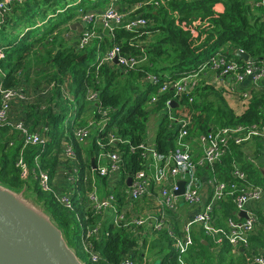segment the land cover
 Returning a JSON list of instances; mask_svg holds the SVG:
<instances>
[{
    "label": "trees",
    "instance_id": "16d2710c",
    "mask_svg": "<svg viewBox=\"0 0 264 264\" xmlns=\"http://www.w3.org/2000/svg\"><path fill=\"white\" fill-rule=\"evenodd\" d=\"M31 1H33V7L30 5ZM93 1L96 0H24L23 3H16L8 12V16L6 15L8 19L5 16L7 20L1 24L0 35L3 37L1 36L0 45L3 46L4 57L0 58V66L6 70V75L3 77L4 86L11 87L17 84V70L26 56L29 55L30 58L36 53L41 54L43 58L56 63L59 72L65 73V63L73 55L75 49L78 53L73 59L72 73L75 75L77 93L80 90L84 95L87 93L88 86L91 85L100 92L101 101L108 108L107 126L105 130H100V133L98 131L99 136H104L107 130H113L121 139L127 140L117 143V147L123 154L124 175L133 174L144 168L145 159L139 146L148 134L147 121H149L151 111L146 108V103L150 102L153 95L157 94V101L152 103L154 110L163 111L155 136L157 150L163 156L167 155L176 145V132L169 130L168 127L171 114L178 119L187 118L189 120L192 136L228 125H251L264 119V93L253 94L245 100V108L240 114L230 108L220 91L214 94L221 95L223 103L209 101L203 104L201 101L203 93L217 91L213 84L199 85L191 93H182L180 96L175 94L173 88L159 94V89L165 81L178 80L196 72L204 59L206 60L218 49H223L229 57L239 62H243V59H239L233 53L234 49H243L250 55V58L261 61L264 58V21L263 15L254 11L256 8L263 9L262 6H256L255 2L258 0L129 1L145 5L148 3L152 7H148L151 9L143 14V17L149 20L147 27L128 30L123 25H119L115 28V42L120 45L121 54L139 60L137 66L126 72L117 64L104 63L100 67L97 65V54L114 44L110 36L101 34L90 45L91 47L89 46L90 51L88 49L81 51L74 46L63 45L65 37L62 34L63 30L59 27L65 28L75 16L78 17L81 9L87 10L90 6L93 7ZM219 4L222 8H218ZM18 25H27V30L14 35V30ZM57 31L58 34L54 36ZM151 34H155L156 38H151ZM36 43L40 46L34 50ZM47 43L53 47H48ZM49 50L55 51L52 56L49 55ZM85 52L87 56L80 60ZM89 56L94 58L92 64L87 63ZM87 65L92 70L89 76L85 70ZM114 73L119 74L118 78L114 79ZM148 75L158 76L159 81L154 82L147 79ZM98 78L102 79L101 85L98 83ZM113 80L131 84L132 90L124 87L121 91L116 88V85L112 87ZM76 90L75 98L78 102L80 97L76 94ZM190 96L193 97L192 101ZM168 99H171L173 104L166 111ZM32 107L35 110L34 106ZM34 110L31 112L36 119L42 117L49 123L51 132L47 134H51L52 141L47 144L50 147L56 146L59 143L57 138L63 128L66 111L61 110L60 113L55 114L49 108L39 116ZM37 125L38 122L35 120L31 127L37 129ZM0 131H3L1 134L4 135L0 139L1 183L17 190L27 185L28 193L35 195L37 201L44 204L45 210L63 230L69 245L76 247L80 240L81 224L75 212L66 209L52 194L43 191L33 175L28 179H22L20 170L16 166L21 153L30 167L35 165V158L40 156L42 168L48 170L52 177L58 162L57 155H49L46 150L48 148L43 150L42 146L23 145L24 141L21 145L19 143L11 145L10 141H18L16 135H20V132L10 127H4ZM96 138L94 142L98 146ZM73 143L75 149L76 146L78 149L79 143L76 141ZM132 146L136 148L134 151L131 150ZM235 147L239 146H232V150ZM233 156V153L228 155L224 160V165L219 166L228 178H230ZM241 167L252 173L250 165L241 164ZM233 207L231 201L223 203L226 217L235 216ZM203 234L205 235L204 231ZM162 235L173 245L162 264L179 263V253L174 248V241L166 231ZM205 241H208L206 235L203 239H196L194 248L191 249L193 251L191 253H196V257L186 256L187 264H201L197 260L202 256L206 262L203 264H211L212 259L210 255H207L210 251V244ZM93 243L99 250L100 258L98 261L91 262L85 256L87 264H117L124 255L138 245L137 239L125 227L111 228L104 243L97 240ZM229 248L230 245L226 242L222 250L228 251ZM240 256L246 260L247 264L253 263L249 251L244 250ZM221 261L219 260V263Z\"/></svg>",
    "mask_w": 264,
    "mask_h": 264
},
{
    "label": "built area",
    "instance_id": "2783aa9c",
    "mask_svg": "<svg viewBox=\"0 0 264 264\" xmlns=\"http://www.w3.org/2000/svg\"><path fill=\"white\" fill-rule=\"evenodd\" d=\"M23 2L24 0H0V29L11 8L16 3ZM135 4L136 7L141 6L140 2ZM255 4L256 6H262L264 11V0H258ZM133 13L134 10L122 11L116 3L109 4L102 12L81 9L78 13V19L84 27L77 40V49L85 51L95 39L100 37L101 30L103 32L105 29H109L108 36L111 37L114 44L107 48L103 54L101 52L97 54L98 67L104 63H109L117 64L124 72L134 68L138 65L139 60L135 57L122 55L120 45L115 42V28L119 25H123L128 30L144 28L149 25L147 18ZM131 14L132 16H130ZM100 27H102L101 30ZM67 32L64 33L65 39L72 38V32L70 30H67ZM3 57L4 52L0 48V58ZM116 57L118 63L114 62ZM208 72H216L222 77L233 76L234 82L229 88L231 92L237 91L238 84L247 76H252L253 84L258 88L264 82V58L261 61L249 58L239 62L235 58L229 57L223 49H219L202 62L196 72L178 80L165 81L159 89V94L164 93L169 88H173L175 94L179 96L182 93L189 94L195 87L202 85L201 77L203 73ZM5 75L6 73L0 66V130L4 127L15 129L20 132L24 145H38L45 150L47 143L50 141L46 130L33 129L28 125L26 119H12L15 104H26L30 99L26 93L24 83L18 82L11 87H5L3 82ZM146 78L154 82L159 81V77L155 75H148ZM53 86L54 84H52ZM238 91L241 92L240 96L242 98L250 97L249 91ZM44 92L42 93L49 95V92ZM86 100L95 105V115L86 123L73 127V142L84 143L92 136L93 128H97L100 133V130H105L107 126L108 108L102 103L100 92L89 87ZM190 100H193L192 96H190ZM156 101L157 94L151 97L150 102L154 103ZM172 104L171 99L166 101V111L171 108ZM48 106L47 103L41 104L40 111H45ZM21 109V111H24V107ZM168 127L169 130L176 132V145L167 155L163 156L158 152L154 141L144 140L140 144L139 147L142 149V155L145 159L144 168L133 174L125 175L126 182L128 183L129 177H132V182L129 185L128 197H125L124 202L121 204L122 207L120 209L116 208L115 227H125L128 230L133 227L137 231L141 230V233L148 237L166 231L174 241V248L179 253L180 263L186 264L183 255L194 245L191 227L192 225H199L202 232L204 231L205 235L215 244L222 245L228 242L234 252L249 251L254 264H264V252L258 251L252 245V237L255 234L257 225L261 223V219L248 206L250 202L261 201L264 198V187L261 184L252 183L247 171L235 159L232 161L230 178L223 179L218 173L219 166H223L225 158L232 153V146H241L256 138L264 142V119L251 125H228L198 136H192L189 120L187 118L178 119L171 114L169 115ZM99 133L95 134L100 152L95 160L97 164L94 175L112 177L120 173L123 174L124 159L117 143L126 142L127 140L121 139L113 130H107L104 136H99ZM73 142L65 137L62 144L65 157L74 163L73 178L75 179L78 178L79 169ZM135 149V147H131V150L134 151ZM150 159L153 163L150 162ZM152 165L156 169L153 176L148 172L149 167ZM16 166L20 170L22 179H28L33 175L43 191L52 194L66 209L76 213V205L72 195L68 192L56 190L52 184L50 172L41 166L40 156L35 158V165L30 167L21 153ZM203 168L211 170V175L208 177V186L212 193L208 197L202 191L198 182L199 171ZM184 172L188 174L185 179L186 187L184 193L179 196L176 194L179 185L175 179ZM170 183L172 184L169 185ZM155 186L157 187L156 190ZM90 198L91 216L101 214L104 209L116 205L117 201L119 202V196L114 192H110L104 200H100L96 194L91 195ZM148 198H154L159 203L160 211L158 213L152 211L141 213L136 209V204ZM180 199L188 206L197 209L193 217L187 221L184 236L179 235L175 225L170 222L171 214L176 212ZM228 201H231L234 205L235 216L228 217L226 226H223L220 223L218 210L222 209L223 203ZM243 211L246 212V216L240 215V212ZM76 217L79 220L77 213ZM262 219L264 221V212ZM99 232V225H96L91 231L84 234L81 240L84 255L91 262L98 261L100 258L99 250L95 248L93 243L94 240H98L97 235ZM140 239L142 240V237ZM117 264H138V262L130 254H126Z\"/></svg>",
    "mask_w": 264,
    "mask_h": 264
},
{
    "label": "crops",
    "instance_id": "0c3cea01",
    "mask_svg": "<svg viewBox=\"0 0 264 264\" xmlns=\"http://www.w3.org/2000/svg\"><path fill=\"white\" fill-rule=\"evenodd\" d=\"M102 1L104 0L93 1L94 7L90 6V8L87 10H94L97 12H102L105 9V8L101 9L102 6H99L100 2ZM107 1L110 4L112 3H116L118 5L120 4L119 6L124 12H129V11L134 10L133 14H138V15H143L145 12H147L145 11V12L139 13L141 9H144L146 6L149 5V4L147 5L141 4L140 7L139 6L136 7V4H135L136 2L133 3V2L126 1V0H107ZM218 8H222V5L219 4ZM254 11L257 12L259 15H263V12H264L263 9L261 10L257 8ZM130 16H132V14ZM76 22H80L77 16H75V18L71 20V22H69V24L65 26V28L61 27V30H63L64 33H68L67 30L68 31L70 30L72 32L71 34H73V37L70 39H66V40L71 41L77 48V40L84 26L82 27L76 26L75 28H72L71 25ZM80 23L81 25H83L82 22ZM68 27L69 29H67ZM101 29L102 27H100V30ZM101 34L107 35L105 31L102 32V30H101ZM0 47H3V46L0 45ZM105 50L102 49V53H104ZM237 50L238 49H234L233 53L235 54ZM88 62L92 64L94 61H88ZM5 71L6 70H4V72ZM167 76H169V74H167ZM202 78H203V84L205 85L213 84L217 88V91H207L203 93V97L201 98V101H203V104H206L209 101H212V102L219 101L223 103L224 102L223 98H224L227 101L230 108L237 114H240L244 110L245 100H247V99H244V100L241 99V96H240L241 92L238 90L249 91L250 97L253 94L260 95L264 93V82L261 83V87L256 88L253 84L252 76H247L242 82H240L238 84V90L235 92H231L229 89L230 86L234 82L233 76H223L222 77V76H219V74L216 72H208L206 74L203 73ZM52 84L45 85L44 83H42L38 87L36 86L34 87L30 85V87L28 86V89H29L28 90L26 84L24 83V86L26 87V93L29 96L30 100H28L26 104H20V103L15 104L14 106L15 112L12 114V119H19V118L27 119L28 125L31 126L36 118V116L33 115L31 112L34 110L32 106L37 105V109H38L37 113L39 115H42V113L40 112L44 113V111H40L41 104L40 105L38 104L39 101L35 99L33 95V93L38 92L39 89L41 90L39 92L40 98H43V100L46 97H44L41 92L43 91H45L44 93L49 92V95L47 94L48 95L47 98L48 97L50 98H48L47 100H44L43 103H47V106L48 105L50 106L49 108L52 109L53 113L55 114L60 113L62 110L61 107L56 105L55 103L56 101H50V99L54 96L53 90L56 89V87L54 86L52 87ZM218 91H220L223 98L219 94H217L219 97H217V95L214 94V92L219 93ZM71 96L73 98L72 103L69 106L71 108L70 114H72L71 119H68L64 123L62 130L59 132V137L56 134V138L57 137L59 138V139L57 138V141L59 140V143L54 147H50L49 144L46 145V148H48L46 150H48L49 155L56 154L58 158L57 165L51 177L52 184L54 185L56 190L70 193L72 195V198L75 201L76 213L79 217L80 224H81L79 242L81 243V240L84 237V234L91 231L96 225H99L100 232L97 235L98 237L97 241L100 243H104V241L107 238V233L110 231V229L118 228V227H115L116 226L115 220L117 219L116 208L120 209L122 207L121 204L125 200V197L126 198L128 197L129 184L126 182V176L121 173L114 175L112 177H106V176L100 177V176L94 175V169L97 164V161L95 160L97 159V155L100 152L99 147L95 145V142H94L95 137H91L87 139L84 143H79L78 149L76 146L75 150L77 153L79 171L77 173L78 178L77 177L75 179L73 178L74 163L73 161L65 157L62 141L65 137H68V139H71L72 142L74 141L72 128L77 125L84 124L90 119H92L95 115V109H94L95 105L90 102H86V104H83L84 106H82L78 104V102H76V98L74 95H71ZM52 100H54V98ZM22 107H24V111H21ZM31 116L32 118H30ZM36 121L38 122L37 130H42V131L46 130L47 132H51V129L49 128V123L45 121L44 118L37 117ZM155 127H157L156 124H155ZM154 129L155 130L152 131V133H150L149 131L148 135L150 136L149 138L151 139V141L155 142L157 128H154ZM48 135H49L50 141H52L51 134H48ZM93 135L96 136L94 132H93ZM18 136L16 135L17 140H18L17 142L10 141L11 145L13 143H14L13 145H16L18 143L19 145H21V143H23L21 134ZM232 153L234 154L233 156L234 159L237 160V162L240 165L241 164L250 165L252 173H249L248 169L246 170L248 171L247 173L250 176V179H251L250 181L255 184H261L264 187V142L263 140L260 141V139L258 138L253 139L249 142L244 143L243 145L239 147H235L232 150ZM150 162L153 163L151 159H150ZM155 170H156L155 167L152 165L149 167L148 172L150 175L153 176V174L155 173ZM218 173L220 177H222L223 179L228 178V175H226L225 172L221 168H218ZM209 175H211V170L209 168H203L199 171L198 182H199V185L201 186L202 191L205 193L207 197L210 196V194L212 193L210 187L208 186ZM187 177H188V174L184 172L178 175L175 180L178 182L180 180H185ZM171 184L172 183H170L169 185ZM154 188L155 190L157 189L156 186ZM110 192H114L116 195L119 196V202L117 201L116 205H113L112 207H108L104 209L101 214H98L96 216H91L90 196L93 194H96L100 200H104ZM248 206L249 208L254 210L261 219V223L257 225L255 234L252 237V245L258 251L264 252V221L262 219L263 212H264V198L261 201H252L249 203ZM136 209L140 211L141 213L150 212V211L158 213L160 211V205L156 201V199L148 198V199H143L138 204H136ZM196 210L197 209L195 207L188 206L186 203H184L182 199L179 200L176 212L171 214V217H170V222L173 225H175L176 231L179 235L184 236V228L187 224V221L193 217ZM218 213L220 216L221 225L226 226V219L228 217L225 216V210L223 209V207L222 209L218 210ZM233 213L235 214V209L233 210ZM130 231L133 237L137 239L138 245L135 248L131 249L128 254L134 257L136 261L138 262V264H162V261L167 257L168 253H170V250L173 247L172 243L166 237L162 235L164 231L150 235L149 237L147 235L146 236L143 235L141 233V230L137 231L136 229H133V227L130 228ZM191 232H192L191 234H192L194 242L196 241L197 238L203 239L205 237L199 225H192ZM140 237H142V240L140 239ZM207 240L208 241H205V243L210 244V251H209V254L207 253L206 254L210 255V259H212L211 264H223L225 258L230 257L231 254L240 255V253L243 252L241 251L240 253H236L233 251V248L231 246L228 251H225V250H222L224 249V244L222 245L215 244L212 240H209L208 237H207ZM192 248L194 247L192 246L183 255L185 262H186L185 257L189 256V254L193 252L191 250ZM199 250H203V249H199ZM219 260H222L221 263H219ZM177 264L179 263L177 262Z\"/></svg>",
    "mask_w": 264,
    "mask_h": 264
},
{
    "label": "water",
    "instance_id": "95a60500",
    "mask_svg": "<svg viewBox=\"0 0 264 264\" xmlns=\"http://www.w3.org/2000/svg\"><path fill=\"white\" fill-rule=\"evenodd\" d=\"M71 26L83 25L76 22ZM105 33L108 35L109 29ZM235 54L239 59L250 58L243 49ZM85 57L86 54L82 55L80 60ZM114 62L118 63L117 57ZM127 181L131 185L132 177ZM178 185L176 194L180 196L186 180L178 181ZM43 205L28 193L27 185L17 190L0 181V264H87L77 249L69 245L63 230ZM240 215L246 216V212Z\"/></svg>",
    "mask_w": 264,
    "mask_h": 264
},
{
    "label": "rangeland",
    "instance_id": "374dc122",
    "mask_svg": "<svg viewBox=\"0 0 264 264\" xmlns=\"http://www.w3.org/2000/svg\"><path fill=\"white\" fill-rule=\"evenodd\" d=\"M109 4L110 3H108L107 0H104V1L100 2L99 6H102L101 9H103V8L106 9ZM30 5H31V7H33V1H31ZM150 6L151 5H148L144 9H141V11L139 13L145 12V11H149L151 8L149 9L148 7H150ZM93 7H94V5H93ZM7 16H6V18H7ZM59 28L61 29V27H59ZM26 30H27V25H18L15 28V30H14V35L20 33V31H26ZM8 33H10V31H8ZM56 34H58V31L54 33V36H56ZM62 34H64L63 31H62ZM1 36L2 35H0V41L2 42V37L3 36L2 37ZM150 37L151 38L152 37L156 38L155 34H151ZM47 42L50 43V41H48V40H47ZM49 43H47L49 45L48 47L52 48L53 46L50 45ZM63 45L66 46V47H73V46L75 47V45L71 41H68L66 39H65V42H63ZM38 46H40V44L36 43L34 45V47H33L34 50ZM0 48L3 49V47H0ZM89 51H90V49H89ZM50 52L51 51L49 50L48 53H49L50 56H52L55 51H53L51 53ZM48 53H46V55ZM77 53L78 52L74 49L73 55L65 63V65H66V72L65 73L59 72V69L55 65L56 63L54 64L52 61H49L48 59L43 58V56L41 54H37V53H36V55L33 54L34 56L30 57V58H29V55L26 56L23 59L21 65H19V68L17 70V75H16L17 76V83L18 82L25 83L26 86H27V89H28V86L30 87V85H32L34 87L35 86L38 87L42 83H44L45 85H51L52 83L54 84L56 89L53 90L54 96L50 99V101H56L55 102L56 105L60 106L63 111H66V113H65L66 118H65V120H64L62 125H64V123L68 119H71V115H72V114H70L71 108L69 107L70 104L72 103V99H73L71 95L75 96V90L77 89V83L75 82V75H74V73H72L73 72L72 67H73V59L76 57ZM84 54H86V53H83L82 55H84ZM63 57L65 58L64 55H63ZM87 58H88L87 59L88 61H94V59L92 57H90V56L87 57ZM87 63H90V62H87ZM82 67H86V66H82ZM85 70H86L87 76H89L90 75L89 74L90 71H92L91 68H89V65H87ZM118 75H119L118 73H114V79L118 78ZM98 80H99L98 83L101 85L102 79L98 78ZM201 83L203 85V78L202 77H201ZM89 87L91 88L93 86L90 85V86H88V88ZM112 87H116V88L120 89L121 91L123 90L122 88H124V87L127 88V90H132L131 89V84H128L126 82H124V83L121 82L120 83V81L117 82L115 80L112 81ZM88 88H87V90H88ZM40 91L41 90L39 89L38 92H34L33 93L35 99H37L39 101V103H38L39 105L42 104L44 102V100L48 99L47 95L43 94L42 92H41L42 95L44 97H46V98L44 100H43V98H40V94H39ZM78 91H79V93H77V90H76V94L79 95V97H80V99L78 101V104L84 106L83 104H86V102H89L85 98L86 93H84V95H83V93L80 90H78ZM53 98H54V100H52ZM241 99L244 100V98H242V97H241ZM246 99H248V98H246ZM49 107L50 106H48L47 110L49 109ZM34 108H35V113H37L38 112L37 105H34ZM146 108L149 111H151V113H150V115L148 117L149 121H147V125H148L147 129H148V132L150 131V133H152V131L155 130L154 128L158 129V123L160 121L161 115H163V111L162 110L161 111L154 110V104H152V103L150 104V102L146 103ZM29 110H30V108H29ZM72 110H74V109H72ZM39 116H41V115H39ZM33 118H35V117H33ZM35 120H36V118H35ZM155 124H156L157 127H155ZM2 132L3 131H0V139H1V137L4 136V135L1 134ZM93 132L95 134H97L98 133V129L97 128H93ZM91 137H95V136L92 134ZM149 137L150 136L147 134L146 137H145V140L151 141V139ZM75 249H77V252H79L78 253L79 257L82 260L86 261V263H87V259H85V255H84V252L82 250L80 242L77 243ZM189 256H195L196 257V253H190ZM178 261H179V259H178ZM197 261H199L201 264H203V262H205V258H203V256H202V258L198 259ZM179 264H181L180 261H179ZM223 264H247V262L240 255H232L231 254L230 257L225 258Z\"/></svg>",
    "mask_w": 264,
    "mask_h": 264
}]
</instances>
